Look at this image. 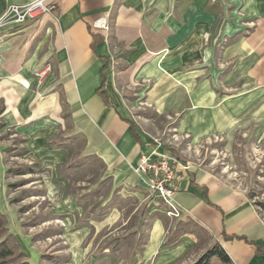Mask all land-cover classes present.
I'll list each match as a JSON object with an SVG mask.
<instances>
[{
	"label": "crops",
	"instance_id": "1",
	"mask_svg": "<svg viewBox=\"0 0 264 264\" xmlns=\"http://www.w3.org/2000/svg\"><path fill=\"white\" fill-rule=\"evenodd\" d=\"M30 1L0 0V12ZM98 19L107 27H93ZM0 35V120L40 152L61 130L80 135L86 152L129 186L147 189L134 170L142 154L173 155L152 141L157 127L147 110L176 115V130L194 139L264 132V0H56ZM45 64L51 70L38 82L34 71ZM216 83L245 87L219 94ZM187 166L176 180L178 219L214 235L233 264H264L256 207L216 174ZM158 232L156 223L148 253L163 246Z\"/></svg>",
	"mask_w": 264,
	"mask_h": 264
},
{
	"label": "rangeland",
	"instance_id": "2",
	"mask_svg": "<svg viewBox=\"0 0 264 264\" xmlns=\"http://www.w3.org/2000/svg\"><path fill=\"white\" fill-rule=\"evenodd\" d=\"M244 87L212 85L219 94ZM145 112L157 127L149 132L154 143L174 148L187 164L242 191L264 220V132L235 130L194 139L176 130V115ZM47 144L41 152L31 148L0 120V241L8 237L9 246L26 254L6 256L0 264H189L217 241L212 234L187 233L148 253L155 224L163 239L179 219L168 216L144 184H125L86 152L80 135L61 130ZM209 264L223 263L211 258Z\"/></svg>",
	"mask_w": 264,
	"mask_h": 264
},
{
	"label": "built area",
	"instance_id": "3",
	"mask_svg": "<svg viewBox=\"0 0 264 264\" xmlns=\"http://www.w3.org/2000/svg\"><path fill=\"white\" fill-rule=\"evenodd\" d=\"M56 6V0H32L25 4H7L0 12V29L8 24H24L37 20L44 13ZM93 27L106 28L107 21L98 19ZM3 35H0V40ZM50 64L36 69L34 75L41 82L50 72ZM188 166L173 155L159 154L156 157L142 154L134 170L144 178V183L151 194L157 195L165 206V213L170 217L182 218L181 206L175 201L176 180L179 171Z\"/></svg>",
	"mask_w": 264,
	"mask_h": 264
},
{
	"label": "trees",
	"instance_id": "4",
	"mask_svg": "<svg viewBox=\"0 0 264 264\" xmlns=\"http://www.w3.org/2000/svg\"><path fill=\"white\" fill-rule=\"evenodd\" d=\"M93 40L91 45L94 46L95 44V36H93ZM100 95L103 96V93L100 91V88L97 91ZM105 99V96H103ZM130 123V130L132 133V136L137 139V134L135 133L134 129H133V122L129 121ZM166 149L170 150V152L175 155L176 157L179 158V155L177 153V151L169 146L165 147ZM15 173L20 174L23 173V171H21V169H17L14 170ZM205 188V187H204ZM2 214H0L1 217ZM184 233H192L194 235H200L202 233L206 234L209 236L208 232L204 229V227H202L201 225H199L198 223H196L193 220H188V221H183V220H179L178 221V225L177 228L172 230L171 233H169L168 235H166L165 239L162 242L163 246H167L170 244H173L177 241V238L184 234ZM224 237L228 238V239H232V238H244L242 236L239 235H225ZM14 241L19 245V242L16 240V238L13 236ZM8 240L9 238L6 237L5 239H3L2 241H0V260L1 262L3 260H5V257H11V258H15L17 256H22L25 257L26 254L24 251L20 250H16L14 249V247L9 246L8 245ZM262 249V246H258L257 250L260 251ZM212 257H217L223 264H233L230 256L228 255V253L226 252V250L222 247V245L218 242L215 241L214 244L212 246H209L205 252H203L194 262L189 263V264H209L210 259ZM18 264H28L27 261H20Z\"/></svg>",
	"mask_w": 264,
	"mask_h": 264
}]
</instances>
